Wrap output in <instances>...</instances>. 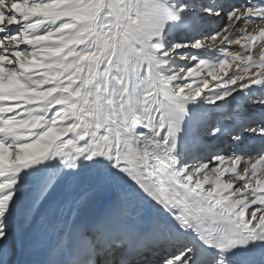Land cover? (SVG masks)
Segmentation results:
<instances>
[{
	"label": "snow or ice",
	"instance_id": "obj_1",
	"mask_svg": "<svg viewBox=\"0 0 264 264\" xmlns=\"http://www.w3.org/2000/svg\"><path fill=\"white\" fill-rule=\"evenodd\" d=\"M0 264H264V0H0Z\"/></svg>",
	"mask_w": 264,
	"mask_h": 264
},
{
	"label": "bare ground",
	"instance_id": "obj_2",
	"mask_svg": "<svg viewBox=\"0 0 264 264\" xmlns=\"http://www.w3.org/2000/svg\"><path fill=\"white\" fill-rule=\"evenodd\" d=\"M257 51H259V49H257Z\"/></svg>",
	"mask_w": 264,
	"mask_h": 264
}]
</instances>
